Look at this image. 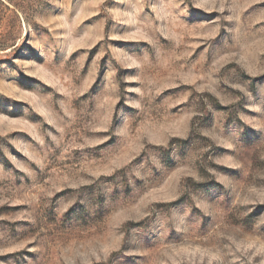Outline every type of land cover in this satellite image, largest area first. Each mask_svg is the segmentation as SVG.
<instances>
[{"label":"rangeland","instance_id":"374dc122","mask_svg":"<svg viewBox=\"0 0 264 264\" xmlns=\"http://www.w3.org/2000/svg\"><path fill=\"white\" fill-rule=\"evenodd\" d=\"M0 264H264V0H0Z\"/></svg>","mask_w":264,"mask_h":264}]
</instances>
